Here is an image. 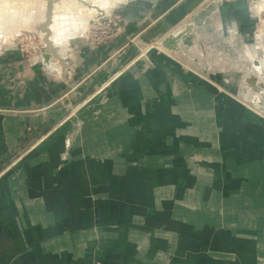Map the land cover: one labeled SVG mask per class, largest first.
<instances>
[{
    "label": "crops",
    "instance_id": "obj_1",
    "mask_svg": "<svg viewBox=\"0 0 264 264\" xmlns=\"http://www.w3.org/2000/svg\"><path fill=\"white\" fill-rule=\"evenodd\" d=\"M132 2L127 8L124 7L119 10V15L123 17L122 32L116 36L114 41L95 47L86 42L79 46H74L71 40L67 45L69 57L66 54H58V58L54 56L53 59L44 60V63L54 68L53 70H61L63 74L67 70H74L71 73L72 80L68 85H65L66 82H61L59 79L51 83L49 77L38 70L37 75H32L30 81L23 80L24 87L16 91L13 88H6L4 81H0V109L6 108L8 112L15 113V115H7L0 112L1 161L5 162L6 157L10 156L14 147L21 144L26 138L28 128L40 129L41 133L45 134L61 123L65 119L68 109L70 110L74 107L70 99L73 97L75 90L79 87L88 89L89 86L94 85L99 87L100 85H104L113 74L119 73L124 67L125 69H129L138 62L139 58H143L151 49L157 45H161L167 37L171 35L178 36L174 33H177V31L181 32L184 27L190 24V18L195 21L204 16L201 12L204 11L202 9L206 4L205 0H135ZM219 3L221 2L219 1L216 4ZM245 6L246 3L241 0L225 4L221 7L222 12L226 13L223 21H220L217 25H206L209 16L203 17V25L198 26L192 32L195 33L196 30L211 28L209 31L217 30L224 32L225 34L223 35L227 38L222 37V39H228V41H225L227 43L236 39L242 40L247 45H254L252 38L255 17L253 16L251 7L248 9ZM63 36H66V33H63L61 37ZM200 36H203V38ZM197 39L196 45L199 44L200 47L197 46L199 52L204 56L207 49L206 39L209 40V37L204 33L197 36ZM63 40L61 39L59 40L60 43L59 41L57 43L63 45ZM185 40H179L178 47L180 51L172 52L171 54L183 56L184 61H188V51L185 49V42L187 40ZM73 46L74 49H72ZM141 47L144 49L148 47V49L144 50L141 57H137ZM152 52V54H149V59L156 58L155 52ZM18 57L19 55L16 53L6 54L1 59L4 62H2L3 66L7 68L10 66L9 68H12L13 62L17 60L16 65L22 67L26 75H30L31 73L27 69V66L18 62ZM68 58L69 61H67ZM148 61L140 62H142L141 64H148ZM167 62L159 70L150 69L147 72L144 80L152 81L148 87L143 84L146 81L139 83L134 78H132L133 86L129 85L126 87L129 89L127 92L140 91L137 95L145 99V107L150 114H157L156 111L151 112L150 102L152 101V96L154 94L157 95L158 91H163L164 86L167 85L166 81L173 78L172 73L180 80V83L182 82L185 86L207 94L204 90L190 86L180 79L179 75L173 70L174 64L172 60ZM215 63L218 62L216 61ZM127 64L128 66H125ZM206 64L209 68L213 66L211 62ZM201 65L202 70L205 71V65ZM5 74L2 80L7 79V75ZM222 75L226 79L231 77L229 73H223L220 76ZM131 76L130 72L125 73L121 79L127 81ZM154 79L155 81H153ZM118 82L114 84L115 87L112 88V93H115L113 91L117 90L115 88H117L118 85L116 84ZM68 87L72 91L66 93ZM121 95L120 93H115L114 96L119 98H115L111 103L113 105H111L112 109L107 110L108 113L113 110L112 112L115 114V118L112 119L107 129H110V133H113L112 131L114 130L117 131V135L113 134L115 137H110V135L109 140L113 138L116 141H124L125 139L134 137L135 140L140 142L141 139H144L142 135V130H144V133L146 132V139H151L152 141L151 148H153L152 145L155 140V137L153 139L152 136L163 135L160 145H157V147H161L162 151L158 153L156 151L153 152V149H151L147 153V160L143 159V161L142 158L127 162L125 159H122L123 164L127 166H131L133 163L138 166V168L134 166L135 168L131 169L132 172L134 170L135 174L130 179L127 176H122L126 168L122 166L119 159L125 147L121 148V150L118 148L119 150L116 151L115 155L107 154V152L104 155V159L102 153L100 154V158H97L96 152H106L105 149L108 145L104 146V142L100 138L95 137L94 139L97 143L92 146L93 148L88 151L81 149V151H83V156L91 155L90 157L94 161L104 162L103 166H94L95 168H93L92 162L91 164L84 163L83 170L74 167L63 173L57 171V176L52 174L51 180L42 179V177L40 179L41 172L39 170L36 173V177L33 176L31 178V181L35 182V188L32 187L31 189L32 183L29 185V177L28 175L25 176L21 180V183L22 185H27L26 194L25 197L22 195L21 202L23 205H30V207L34 205V208L31 209L32 218L41 221V223L36 225L37 242L35 246L28 247L23 251V248L14 239L11 238V240L9 237L3 239L4 235L6 236L7 233L11 232L8 230L7 225L12 224L14 218L10 215L11 218L5 219L6 224L0 227V229L2 228L0 230V239L4 244L11 240L14 245L12 248H9L12 251H16V253L13 254V258L8 263L7 261L3 262L4 260H0V264H50V261L46 260L47 256H41L39 253L44 252L54 255V251L58 249L56 243H60L59 236L61 234L64 236L71 235V230H77L83 222L91 221V218L97 217L98 212H108V203L111 200H113L111 201L112 203H117L118 205L120 203L128 205L129 210L126 212L127 214L125 211L123 212V219H126L125 214L126 216L131 214L134 220H139L142 214H148V222L142 223V226L138 230H132L128 227L122 229L116 235V242H108L105 245L100 243L101 246L99 244L96 253L89 254V258H99L104 264H125L128 262L129 253L134 251L133 246L137 245L139 248L133 257L136 264H154L150 263L148 259L150 257L146 258L144 254L142 255L143 252H141V250L145 249L144 237L150 234L155 237V252L159 250V246L167 248L175 241L177 244H174V247L177 245V248L182 253V261L186 262V264H264V160L260 161L258 158L251 160L248 154L252 146L256 144L250 143L247 145L243 151L244 155L240 158L238 157L239 161L234 157L232 159L230 156L226 158L227 161L220 162L216 158L220 157L219 154L221 152L219 138L220 140L223 139H221L218 133L213 134L215 136L211 138L206 136L203 141H189L191 138L189 134L194 130V127H192L194 119H196L194 123L197 125L205 122L219 124L223 121L226 126L230 125V123L239 122L241 126L246 125L248 127V124L242 122L239 119L240 116L237 114L236 108H240V104L235 102L234 105V100L228 101L229 98L226 99L224 96L220 97L219 95L221 100L223 97L224 100L226 99L229 106L228 113L222 115L220 106L223 100L218 105H215L211 101L212 98L207 94L205 95L207 99H204L208 100L216 109L212 113L208 111L206 114L204 111L199 112V109L195 108L198 106L204 107L202 104L203 100H186V103L190 102L187 105L183 101L174 102L172 99L168 100L166 95L163 96V104L161 103L159 107L170 108L171 114L174 109L184 110L186 107H193L190 111L192 115L185 114L178 116L173 115V113L172 117L170 115V117H161L162 119L159 122H151L147 116H139L140 118L137 117L131 122L125 119L123 121L118 119L120 110H114L130 106L126 100L129 95L125 97ZM138 107L140 108L141 106L138 104ZM193 110H195V114ZM137 111H140V109ZM198 112L202 113V115H197ZM27 113H34V115H26ZM213 113L214 116H211ZM208 114L210 115L209 117ZM204 115H207V117ZM211 117L213 118L210 119ZM171 120H176L177 122V125H175L177 127L175 128L176 134L166 131L169 123L173 122ZM145 124L148 127L156 125L158 129L151 128L148 131ZM131 125L133 126L130 129ZM126 127L129 128L128 131ZM231 130L234 131L229 133L236 135L237 130L230 129L229 131ZM133 134L136 135L134 136ZM178 137L181 138L180 142H183V144L190 143L191 146H185L188 148L182 149L183 146L180 147L182 144L178 142ZM169 138L175 139L176 143H179L180 146H176L172 151H163V149L167 148L164 146L167 144ZM50 152L51 150L46 154H50ZM58 152L57 160H60L65 151ZM157 155H159V159L155 158ZM169 155L173 156L170 161L166 157ZM42 157H45V153H43ZM164 157H166L165 161H168L164 166L168 167L159 170L158 173V165L161 164ZM206 157H208V160L203 159ZM49 160H52V164L48 168L51 172V170L53 171V167H55L53 161H56V156H53L52 153ZM259 161L260 166L257 165ZM231 162H237L238 165L233 166V169H236L238 173L245 170L252 171V168L255 175L254 178L246 179L244 175H240V177L238 176L240 179L234 182L235 184H231L233 182L229 183V180L227 184L222 178L226 172L228 174L227 178L229 177V172L231 171L229 166L233 165ZM46 163H48V160L42 163L44 168L46 167ZM182 163L184 164V171L181 168ZM37 167L39 168V166ZM28 168L25 165L21 169L22 171L20 170L21 173L29 172ZM176 169H178V172ZM193 169L198 170L196 172L204 177L202 179H194L195 181L191 180L193 177L195 178V175L191 172ZM211 171L214 172L212 173ZM89 172H93L94 174V176H91L92 179ZM250 176L252 177L251 174ZM187 177L189 179L191 177V179L188 180ZM81 181H84L82 187L79 185ZM15 182H13L12 178L5 179L0 186V212L5 211V215H9L7 205L9 196L6 193L11 187L10 185ZM77 184L79 185L78 187ZM94 189L95 191H98L97 189L100 191V196L98 197L101 199H97V201L92 199L96 197L93 195ZM185 191L192 192L194 196L187 193L185 195ZM87 200H91L93 204L87 206L85 214L79 213V204L81 205V203H85ZM74 202L78 203V205L74 206ZM104 204H107V211ZM176 205L180 206L184 211L181 210V212L173 213L172 209ZM93 212L96 214L93 215ZM108 216L110 217L109 214ZM18 219L23 222L21 225L25 226V223L26 226L30 225V219L26 212L20 213ZM2 221L4 219L0 217V225L3 224ZM61 230L68 231H63L62 233ZM144 230L149 231L145 232ZM125 238H128L129 244L123 242ZM167 239L169 242L166 241ZM6 247L8 248V246ZM7 248H1L0 251H10ZM30 248H32L31 251H29ZM146 250L147 248L144 253H146ZM27 251H29V254L25 253ZM71 258L70 261L74 264L75 256ZM13 259H17V262H12Z\"/></svg>",
    "mask_w": 264,
    "mask_h": 264
},
{
    "label": "rangeland",
    "instance_id": "obj_2",
    "mask_svg": "<svg viewBox=\"0 0 264 264\" xmlns=\"http://www.w3.org/2000/svg\"><path fill=\"white\" fill-rule=\"evenodd\" d=\"M12 1L13 0H0V81H4L6 88H13V90L16 91L17 89L24 87L23 80L30 81V79H32V75H37L38 70L49 77L51 83L54 80L59 79L61 82L65 81V85H68L72 80L71 73L74 70H67L63 74L61 70H53L54 68L52 66H48V64L44 63V60H46V55L44 56L45 53L51 55L49 59H53V56H55L49 51L45 52V37H41L43 35V32L42 30H38V26L42 25V23H44L45 21L48 0H14L13 2L15 3H13ZM132 1L135 0H92L91 6H85L78 0L74 1L77 5H72L71 3L69 5L67 2H70V0H55L53 3L52 23L50 24L49 28L54 33L51 41L53 47H56V52L58 54H66L69 57V52L67 53V45L71 40V43L74 44V46H79L86 42L88 44L90 43L94 45L95 47L104 45L105 43H108L110 41H114V39L116 38V36L114 35L118 34L116 31L117 29H114V24H117L118 28H120L119 34L122 32L121 28L123 24V17L119 15V10L123 9L124 7L127 8L130 3H133ZM205 1V7L202 9L204 11L201 12L204 16L206 15L208 9H211L213 5H218V8L215 9L210 15H208L209 17L206 16L208 17L206 25H217L218 23H220V21L224 20V16L226 15V13L222 12L221 7L225 4L238 2L240 0ZM219 1L221 3L216 4ZM241 1H244V3H246L245 7H247L248 9L251 7L253 16L255 17L252 38V40L254 41V45H248V52L246 49L247 44L243 43L242 40L240 41L235 39L233 41L231 40V42L228 43L225 42L228 41V39H222V37H225V35H223L225 33L222 31H209L211 30V28H208L207 30H196L195 33L192 32L187 36V41L185 40V49L186 51H188V61H184L183 56H180L178 54H171L172 51L168 50L161 43V45H157L155 48L151 49L146 55L143 56V58H139L138 62L132 65L129 69H125L124 67V69H122L119 73L113 74L112 77H110V79H108V81L104 83V85H100L99 87H97L96 85L89 86L88 89L79 87L80 89L78 88L77 90H75V92L73 93V97L70 99L72 105L74 106L72 107L73 109H68V113L65 115V119L52 129H50V131H48L47 133L42 134L40 129L37 128H28V134L26 138L21 142V144H18L14 147L10 156L6 157L5 162L0 160V186L5 179L12 178L13 182L16 181L15 183L10 185L11 187L6 193L7 196H9V202L7 203L9 215H5V211L0 212L1 219H4V221H2L3 224L0 225V227H3V225L6 224L5 219L11 218L10 215L14 218L13 223L7 225L8 230H10L11 232H6L7 235H4L2 238L6 239L7 237H9L10 239H14L16 243L20 244V246L23 248V251L28 247L36 245V225L38 223H41V221H37L35 218H32L31 209L34 208V205L30 207V205H23L21 202L22 195H24L25 197L27 187L26 184L22 185L21 180H23L24 177L28 175L29 179H27L29 185H31L32 183V186L30 187L31 189L35 184V182L31 181V178L33 176L36 177V173H38L39 170L41 172L40 179L42 177V179L46 178V180H51L50 178H52V174H54V176H57L58 172L63 173L64 171H68L69 169H72L74 167H78L83 170V165H85L84 163L91 164L92 162L91 165L93 166V168L103 166L104 162L94 161L93 159H91V155L83 156V151H81V149H86L87 151L92 149V146L97 143V141L94 139L95 137L100 138L104 142V146L108 145L105 149L106 152H96L97 158H100L101 153L103 155V159L104 155L107 152V154L115 155L116 151L119 150L118 148H120L121 150V148L125 147L124 151L121 153L122 156L119 159L122 166H125L126 168V171L122 176H127L130 179L135 174L134 170L132 172L131 169L134 166L138 168V166L134 165V163L131 164V166H127L126 164H123L122 159H125V161L127 162L133 159L142 158L143 161V159L147 160V153H149L151 149H153V152L156 151L158 153L162 151L161 147H157V145H160L163 139V135L158 134L152 136L153 139L155 137V140L153 141V148H151L152 141L151 139H146V132L144 133V130H142L144 139H141L140 142L138 140H135L134 137L125 139L124 141H116L113 138L109 140L110 135V137H115L117 135L116 130L112 131L113 133H110V129H107V127L110 126L109 124L111 123L112 119L115 118V114L114 112H112L113 110H111L110 113L107 112L108 109H112L113 105L111 103L113 102V100L115 98H119L114 96L115 93H120L122 94L121 96L124 97L129 95V97L126 98L130 105L129 107L124 106V108L113 109L115 111L120 110L118 119H120L121 121L125 119L131 122L139 116H147L148 119L151 120V122H159V120L162 119L161 117H172L173 113V115L178 116H182L185 114L192 115L190 111L193 107H186L184 108V110L174 109L172 114L170 108L159 107L161 103L163 104V96L166 95L168 97V100L172 99V101L174 102H185L186 100H203L202 104L204 105V107L198 106L195 108H198L199 112L204 111L207 114L208 111H215L216 109L214 105L208 102V100H205L207 99L205 95L208 94L212 98L211 101L215 105H218V103L223 100L221 102L222 105L220 106L222 115H226L229 110V106L227 104L228 102L226 101V99H232L234 100V102H238V104H240V106L242 107L236 108V111L240 116L239 119L242 122L248 124V127L246 125L241 126V123L239 122L230 123V125L226 126L224 125L223 121L219 124L205 122L203 124L197 125L196 123H194L196 122V119H194L192 124L194 130L189 134L191 136L189 141H203L205 140L206 136H209L211 138L215 136H213V134L218 133L223 140H220L219 138V148L221 152L219 154L220 157H217L216 160L219 159L220 162H224L227 161L226 158L231 156L232 159L236 158L237 161H239L238 159L242 155H244V148H246L250 143H254L256 145H253L252 149L248 153L249 159L252 160L253 158H258L260 161L264 160V31L262 29V27L264 28V0ZM10 2H12V4ZM37 2L38 4H36ZM16 3L17 5L15 6L14 4ZM32 3L35 5H32ZM261 6L263 9L261 8ZM104 15L108 16L111 19V22H109L108 19L105 21ZM189 20L190 24H195V21H193L192 18H190ZM197 27L198 26L196 25L194 30ZM184 30L185 27L182 29V31ZM88 31L89 33H87ZM63 33H66V36L61 37ZM178 33H180V31H177V33L174 34ZM204 33L208 35L209 40L206 39L207 49L205 50V55L202 56L198 49V47L200 46L199 44L196 45V42L198 40L197 36ZM257 35H263L260 43L256 41ZM200 37L203 38V36ZM61 39H64L62 41L63 45L59 44V40ZM58 41L59 43H57ZM74 46L72 47V49H74ZM253 48H257V53H255ZM146 49H148V47L145 49L141 47L139 50L140 55L138 54L137 57H141L144 50ZM160 49H163V51H161ZM152 51L155 52L156 58L149 59V54H152ZM8 53L18 54V62L22 63V65H26L31 74L26 75L24 73V69L19 65H16L17 60L13 62L14 65L12 66V68H9L10 66L8 68L4 67L2 64L3 60L1 59ZM250 57H252V59ZM145 60H149L148 64H141L142 62L140 61ZM169 60H172L174 64L173 70L179 75L180 79L185 81L190 86L196 87L200 90H204L205 92H207V94L189 86H185L184 84H182V82L180 83V80L174 75V73L171 72L173 78L166 81L167 85L164 86L163 91H158V96L156 94L152 96L153 98H151L152 101L150 102L152 108L151 112L156 111L157 114H150V112H148L147 108L145 107V99L142 96L137 95L140 91H134L135 93L132 91L127 92V90L129 89H127L126 87L133 84L132 78H134L135 81L137 80L139 83L146 81L144 80V78L146 77V74L150 69L159 70L160 67L164 66V64L166 65L168 63L167 61ZM67 61H69V58L67 59ZM216 61L218 63H215ZM210 62L213 64V66L209 68L206 63L209 64ZM201 64L205 65V71L202 70ZM125 66H128V64ZM129 72L132 75L131 78L129 77L127 81L121 79L123 78V74ZM4 73H6L5 75H7L6 80H2L4 79ZM223 73H229L231 77L229 79H226V77H224L223 75L220 76ZM120 79L121 81H119ZM153 81H155V79ZM117 82L118 84L116 85L118 86L117 88H115L117 90L113 91L115 93H112L111 90L113 87H115L114 84ZM151 82L152 81H146L143 84L148 87ZM76 85H78V83H76ZM70 91L72 90L68 87L66 93H69ZM219 95L220 97L224 96L226 99L224 100V98H222L221 100ZM188 103L186 104L188 105ZM138 104L141 106L140 108L138 107ZM138 109H140V111H137ZM0 112L6 113L7 115H15L14 112H8L6 108L0 109ZM199 112L197 115H202V113ZM193 113L195 114V110H193ZM32 114L34 115V113H27L26 115ZM171 121L173 122L169 123V127L166 131L171 134H176L177 131H175V128L177 127L175 125H177V122L176 120ZM132 126L133 125H131V127L129 128L131 129ZM188 126L190 127L189 124ZM129 128L126 127V130L128 131ZM151 128H156V125H153L151 127H148L146 125V129L148 131H150ZM156 129H158V127ZM230 129H236V135L233 133L230 134L232 131H234H229ZM155 132H157V130H155ZM133 135L135 136L136 134ZM177 139L178 142L181 141L180 137H178ZM180 143L182 144L181 146L179 145V143H176L175 139L169 138L167 144H165L164 146L168 149H163V151H172L176 148V146H183L182 149L188 148L185 146H191L190 143ZM50 150V154H46ZM58 151H65L60 160H57V153H59ZM43 153H45V157H42ZM52 153L53 156H56V161H53L55 167H53V171L51 170L50 172L48 168H50L52 160H49V158L51 159ZM166 157L168 158V161H170L173 156L169 155ZM166 157H164L161 164L158 165V173L159 170L168 167L164 166L168 163V161H165ZM155 158L159 159V155L155 156ZM203 159L208 160V157ZM47 160L48 163L45 164L46 167L44 168L42 163ZM260 161L257 164L258 166H260ZM232 164V166H229L231 169V171L229 172V177L227 178L228 174L226 172V174L222 178V180H225L227 184L228 180L230 182H233L232 184H235L234 182H237L240 179V175H244V178L246 179L254 178L255 175L252 168V171L245 170L238 173L236 169H233V166L235 167L237 162H233ZM25 165L29 167V172H25L23 174L21 173V169ZM37 166H39V168ZM181 168H183V171L185 170L183 163L181 164ZM207 169H209V167H207ZM176 170L178 172V169ZM196 171L198 170L193 169V171H191L192 174L195 175V178L193 177L191 179L190 177V179L193 181H195L194 179L197 180L204 177ZM211 172L213 173L214 171ZM113 174L115 175L114 172ZM250 174L252 175V177L250 176ZM89 175L91 179V176H94L93 172H89ZM60 178L62 179V177ZM190 179L188 178V180ZM83 182L84 181H81L79 183L80 187L84 185ZM79 185L77 184V187ZM66 188L68 187L66 186ZM97 190L98 191H95L94 189L93 195L96 197L92 198L96 201L97 199H101L98 197L100 196V191L99 189ZM186 193L194 196V194L190 191H185V195H187ZM111 201L110 203H108V212H98L97 217L93 219L91 218V221L83 222V224H81V226L77 230H69L71 235L64 236L61 234L59 236L60 243H56L58 249L54 251L55 256L50 253L44 252L39 253V255L47 256L46 260L50 261V264H73L70 261L72 259L71 257L73 256H75V259L73 261L75 262L74 264H104L101 259L89 258L88 255L92 254L93 252L96 253V250L99 247L100 243H103L102 245H105V243L108 242H116V235L122 229L128 227L132 230H138L139 227L142 226L141 224L147 223L149 219L148 214H142L140 215L139 220H134L131 214H128L126 216V212L129 210L127 204L124 205L120 203V205H118L117 203H112ZM92 204L93 203L91 202V200H87V202L81 203V205L79 204V213L85 214L87 206ZM77 205L78 203L74 202V206ZM104 206L106 207L107 211V204H104ZM181 210L184 211L182 208H180V206L176 205V207L172 209V212H181ZM124 211L126 213V219H123ZM22 212H26L28 214L30 225L26 226V223L25 226L21 225L23 222H21L18 218L20 216V213ZM95 214L96 213L93 212V215ZM108 214L110 215V217L108 216ZM105 216H107V218H105ZM141 219L144 222L140 221ZM105 224L108 226H106ZM61 231L63 233V231L68 230ZM144 231L148 232L149 230ZM170 237L172 240H174L172 236ZM11 240L8 241V243L4 244L0 239V249L7 248L6 246H8L7 249L10 250L7 252L0 251V260H4L3 262L7 261L8 263L13 258V254L16 253V251H12L10 249L14 245ZM166 241H168V239ZM123 242L129 244L128 238H125ZM155 244L156 241L153 235H145L144 245L145 249L147 248V250L146 253H144L145 249L141 250V252H143L142 255L144 254L146 258L150 257L148 258L150 263L186 264V262L182 261V253L177 248V245H175L176 247H174V244H177L175 241L167 248L159 246V250L157 252H155L154 250ZM133 247L134 251L132 253H129V257L127 259L128 262H126L125 264H136V262L133 260V257L137 253L139 247L137 245ZM70 248L73 253L70 252ZM31 249L32 248H30L29 251H31ZM29 251L25 253L29 254ZM55 258L56 260H54ZM12 262L16 263L17 259H13Z\"/></svg>",
    "mask_w": 264,
    "mask_h": 264
},
{
    "label": "water",
    "instance_id": "obj_3",
    "mask_svg": "<svg viewBox=\"0 0 264 264\" xmlns=\"http://www.w3.org/2000/svg\"><path fill=\"white\" fill-rule=\"evenodd\" d=\"M54 1L55 0H48L45 21H44V23H42V25H40L41 27L40 26L38 27V30L42 29L44 31H47V25H49L51 23V21H52V13H53V3H54ZM217 8H218V5H213L212 8L208 9V11L206 12V16L210 15ZM206 16H202L201 18H198V20H195V24L187 25L185 27L184 31H181L180 33L177 34L179 36V38L174 37L173 35L167 37L162 42V45H164V47H166L167 49H169V50H171L173 52H179L180 48L178 47V41L181 40V39H186L187 36L189 34H191L192 31L194 30V28H195L194 26L203 25V23H204V21H203L204 18L203 17H206ZM45 43H46L45 52L50 51L58 58V53L56 52V48L53 47V45L50 42V40L46 39Z\"/></svg>",
    "mask_w": 264,
    "mask_h": 264
},
{
    "label": "bare ground",
    "instance_id": "obj_4",
    "mask_svg": "<svg viewBox=\"0 0 264 264\" xmlns=\"http://www.w3.org/2000/svg\"><path fill=\"white\" fill-rule=\"evenodd\" d=\"M14 1V0H13ZM12 1V2H13ZM75 0H70V2H67L69 5H70V3L72 4V5H75L76 4V2H74ZM78 1H80L81 3H83V5H87V6H91V1L92 0H78ZM12 2H10L11 4H12ZM13 3H15V2H13ZM36 4H38V2L36 3ZM48 4V3H47ZM15 6L17 5V3L16 4H14ZM32 5H35V4H33L32 3ZM77 5V4H76ZM92 6H93V4H92ZM34 7V6H33ZM36 7V6H35ZM261 8H262V6H261ZM263 9V8H262ZM104 13V12H103ZM52 16H53V13H52ZM45 17H46V15H45ZM51 23H52V21H51ZM50 23V24H51ZM50 24L49 25H47V31H44V30H42V32H43V35L41 36V37H45V41H46V39H49L50 40V42L52 43V41H51V38L53 37V31L49 28V26H50ZM263 26H264V24H263ZM39 27V26H38ZM41 27V26H40ZM262 29H263V31H264V28L262 27ZM40 31V30H39ZM49 32V33H48ZM87 33H89V31L87 32ZM86 33V34H87ZM261 33V32H260ZM264 33V32H263ZM262 36L263 35H257V38H256V41L258 42V43H260V41H261V39H262ZM177 38H179V36H176ZM43 41V40H42ZM45 43V42H44ZM45 45H46V43H45ZM56 48V47H55ZM247 52L249 51V47H248V45H247ZM254 49V51H255V53H257V48H253ZM171 51V50H170ZM50 52V51H49ZM173 52V51H172ZM52 53V52H51ZM53 54V53H52ZM46 55V60L48 61L49 60V58L51 57V55H49V54H44V56ZM54 55V54H53ZM54 57V56H53ZM251 59H252V57H250ZM224 98V97H223ZM229 100H231V99H228V101ZM233 101V100H232ZM231 101V102H232ZM234 105H235V102H234ZM238 105V104H237ZM239 106V105H238ZM240 108H241V106H239ZM238 108V107H237ZM210 112V111H209ZM211 113H212V111H211ZM229 115V114H228ZM210 116V115H209ZM211 116H214V113H213V115H211ZM206 117H207V115H206ZM231 117H232V113H231ZM235 117H237V116H235ZM210 119H212V118H210ZM230 119V118H229ZM228 120V119H227ZM226 120V121H227ZM212 121V120H211ZM237 121H238V118H237ZM249 130V129H248ZM229 183H231L230 181H229ZM224 184V183H223ZM232 184V183H231ZM42 226V225H41Z\"/></svg>",
    "mask_w": 264,
    "mask_h": 264
},
{
    "label": "built area",
    "instance_id": "obj_5",
    "mask_svg": "<svg viewBox=\"0 0 264 264\" xmlns=\"http://www.w3.org/2000/svg\"><path fill=\"white\" fill-rule=\"evenodd\" d=\"M105 17H104V20L106 21L107 19H108V21L109 22H111V19L108 17V16H106V15H104ZM104 21V22H105ZM114 29L117 31V33L119 34V32H120V28H118V25L117 24H114ZM118 34H116V35H114V36H117ZM247 49V48H246Z\"/></svg>",
    "mask_w": 264,
    "mask_h": 264
}]
</instances>
